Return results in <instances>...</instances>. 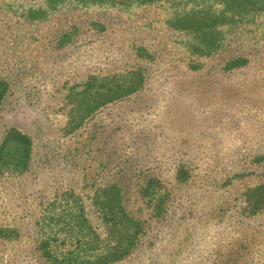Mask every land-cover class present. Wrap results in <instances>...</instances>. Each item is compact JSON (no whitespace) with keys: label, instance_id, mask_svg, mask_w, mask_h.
<instances>
[{"label":"rangeland","instance_id":"obj_1","mask_svg":"<svg viewBox=\"0 0 264 264\" xmlns=\"http://www.w3.org/2000/svg\"><path fill=\"white\" fill-rule=\"evenodd\" d=\"M42 5L0 0V144L11 127L33 140L27 171L0 172V228L20 232L0 236V264H49L38 249L41 217L69 189L101 229L92 196L112 183L145 229L109 264H264V212L245 202L264 182V15L199 57L158 5L68 3L32 19ZM234 58L246 62L227 67ZM133 68L145 72L142 89L66 128L72 85ZM152 177L169 193L161 215L140 193Z\"/></svg>","mask_w":264,"mask_h":264},{"label":"trees","instance_id":"obj_2","mask_svg":"<svg viewBox=\"0 0 264 264\" xmlns=\"http://www.w3.org/2000/svg\"><path fill=\"white\" fill-rule=\"evenodd\" d=\"M43 5L29 11L39 18L49 10L73 3L129 8L134 5H158L169 15L166 24L173 31L190 34L188 50L199 57L213 55L231 35L258 23L264 15V0H41ZM246 62L234 58L227 67H239ZM146 82L141 68L125 69L115 73L92 74L81 84L72 85L65 96L70 107L66 128L72 132L82 127L102 106L127 97L142 89ZM8 91V83L0 78V108ZM32 138L16 127L4 134L0 144V172L19 174L28 170L33 152ZM188 178L187 171L178 173V179ZM142 198L154 215H161L168 199V191L152 177L141 187ZM250 214L264 212V182L246 192ZM123 189L118 183L96 189L92 207L101 222V229L89 217L85 199L73 189L64 191L45 206L41 217L42 238L38 245L49 264H109L131 254L144 232V223L133 216L124 205ZM0 236L11 239L20 236L15 227L0 228Z\"/></svg>","mask_w":264,"mask_h":264}]
</instances>
